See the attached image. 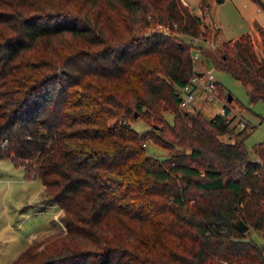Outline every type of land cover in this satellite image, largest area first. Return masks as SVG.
<instances>
[{
	"label": "trees",
	"instance_id": "trees-1",
	"mask_svg": "<svg viewBox=\"0 0 264 264\" xmlns=\"http://www.w3.org/2000/svg\"><path fill=\"white\" fill-rule=\"evenodd\" d=\"M217 32L182 0H0V158L40 180L65 228L11 264H264L262 245L234 226L264 239V139L248 151L251 127L179 106L187 38ZM213 59L264 103L249 33ZM136 117L158 127L138 132Z\"/></svg>",
	"mask_w": 264,
	"mask_h": 264
},
{
	"label": "rangeland",
	"instance_id": "rangeland-1",
	"mask_svg": "<svg viewBox=\"0 0 264 264\" xmlns=\"http://www.w3.org/2000/svg\"><path fill=\"white\" fill-rule=\"evenodd\" d=\"M259 1L264 3V0ZM182 2L201 14L204 23H208L213 28L218 27L215 38L206 39L213 42L212 46L207 42L201 43V48L204 50L201 54L208 60L202 63V58L199 57L196 62L201 61L202 67H200L212 72L222 91L231 96L232 106H230L249 123L251 129H247L243 144L250 151L253 144L264 139V103L261 100L249 101L245 86L225 70L215 67L217 62L213 58L218 55L220 42L223 40L236 38L251 27L253 31L257 24L264 26V13L256 0H206L207 6L202 11L197 9L198 0H182ZM252 35L254 52L258 57L264 58L259 38L255 34ZM165 118L170 120V115L165 113ZM149 123L148 125L144 120L136 117L130 125L138 132L155 131L158 123L154 121ZM234 129L237 130V127L234 126ZM221 138L227 139L225 136ZM142 145L148 155L157 158L166 156V149L150 140H143ZM31 178L23 177L21 166H13L6 157L0 158V264H11L19 252L26 247L34 246L35 250L40 249L43 243H47L65 230L61 220L62 210L48 199L40 180ZM38 201L37 207L41 211L32 214L34 203ZM26 212L27 216L20 219L19 215ZM20 216L24 217V215ZM246 234L254 242L262 245L264 254V239L261 234L252 228H248Z\"/></svg>",
	"mask_w": 264,
	"mask_h": 264
},
{
	"label": "built area",
	"instance_id": "built-area-1",
	"mask_svg": "<svg viewBox=\"0 0 264 264\" xmlns=\"http://www.w3.org/2000/svg\"><path fill=\"white\" fill-rule=\"evenodd\" d=\"M161 29L164 32H168L169 30L167 27H161ZM187 42L190 45V57L192 61L200 56L201 43L207 42L210 46L213 45L212 41H207L206 39L202 40L196 36L187 38ZM215 81L216 80L210 70H193L188 81L179 88V106L187 109L197 94L205 102L218 99L220 104L216 114L232 117L231 123H233L237 129H249V123L239 114V112L235 111L224 98L218 95Z\"/></svg>",
	"mask_w": 264,
	"mask_h": 264
},
{
	"label": "crops",
	"instance_id": "crops-1",
	"mask_svg": "<svg viewBox=\"0 0 264 264\" xmlns=\"http://www.w3.org/2000/svg\"><path fill=\"white\" fill-rule=\"evenodd\" d=\"M188 4V3H187ZM252 27L250 28V30L248 29L246 32L247 33H249L250 34V36H252L253 37V35L252 34H255V36L257 37V38H259L258 37V35H257V32L255 31V30H253L252 31ZM259 40V39H258ZM199 57H201L202 58V63H205V61L206 60H208V58L206 57V56H203L202 54H200V56ZM198 57V58H199ZM198 59H195V61L193 60L192 61V69L193 70H195V71H202V70H204V69H202L201 67V61H199V63L198 62H196ZM196 65V66H195ZM201 66V67H200ZM199 67V68H198ZM231 97V96H230ZM219 104H220V102H219V100L218 99H214V100H212V101H209V102H205V101H203L202 99H201V97L197 94L196 95V97H195V99L190 103V105H189V107H188V109H197V110H199L205 117H207V118H210V117H212L213 115H215L216 113H217V109H218V107H219ZM10 161V160H9ZM12 164V163H11ZM13 165V164H12ZM14 166V165H13ZM23 177H25V178H28V177H26V176H24V172H23ZM31 179H35V178H31ZM42 186V185H41ZM39 205V201L38 202H36V203H34V209H33V213L32 214H37V213H39V211H41V210H39V207H37ZM3 209H4V206H3ZM20 215H24V217H22V216H20ZM19 215V218L20 219H23V218H25V216H27V212L26 213H24V214H20ZM10 218V217H9ZM9 220H11V218L9 219Z\"/></svg>",
	"mask_w": 264,
	"mask_h": 264
},
{
	"label": "water",
	"instance_id": "water-1",
	"mask_svg": "<svg viewBox=\"0 0 264 264\" xmlns=\"http://www.w3.org/2000/svg\"><path fill=\"white\" fill-rule=\"evenodd\" d=\"M231 99L230 95H227V100L229 101ZM234 226L235 228L240 231V232H244L245 230L248 229V225L245 224L242 220L237 219L234 221Z\"/></svg>",
	"mask_w": 264,
	"mask_h": 264
}]
</instances>
